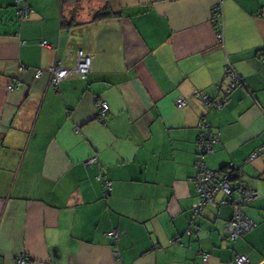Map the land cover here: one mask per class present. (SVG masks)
Wrapping results in <instances>:
<instances>
[{"label":"crops","instance_id":"0c3cea01","mask_svg":"<svg viewBox=\"0 0 264 264\" xmlns=\"http://www.w3.org/2000/svg\"><path fill=\"white\" fill-rule=\"evenodd\" d=\"M79 50L91 71L55 86ZM203 120L207 166L258 191L237 239L221 194L193 213ZM262 147L264 0H0V264H264Z\"/></svg>","mask_w":264,"mask_h":264},{"label":"built area","instance_id":"2783aa9c","mask_svg":"<svg viewBox=\"0 0 264 264\" xmlns=\"http://www.w3.org/2000/svg\"><path fill=\"white\" fill-rule=\"evenodd\" d=\"M20 0H17L19 3ZM31 8L28 5H23L19 14L22 17H25L28 13H30ZM222 8L221 2L216 4L213 8V21L218 22L219 17L221 15ZM44 45H47V42H43ZM92 69V57L87 54L84 50H79L78 59L76 65L74 67H65L62 65H55L49 68V72L51 74L52 83L55 86H59V83L62 80H65L69 76L78 75L82 78H86L88 73ZM44 73L43 69H38L36 71V76L40 77ZM226 76L230 78L228 84L220 83L218 87L224 91L225 96L231 93V91L238 85L242 83V79L238 73L231 67L226 66ZM20 86V82H12L9 84L10 89H16ZM197 96H201L206 103L211 106L216 103L217 106H222V101H215L213 98L209 97V95H203L197 93ZM187 100L184 98H178L177 105L179 107L186 106ZM100 115H105L108 113L110 106L107 102L102 101L99 103ZM202 126L204 130L201 132L198 144H199V152L197 158V171L194 175V182L196 187L200 193V199L197 203H195L193 208L194 215L200 214L204 208L214 201L218 195H222L220 199V204H228L234 203L235 210L232 218L226 223L227 229L229 231V236L232 239H237L242 236L245 232L253 228L255 222L251 220L244 212L243 207L258 197V191L253 188L245 185L243 182H240L238 179L237 173L236 178L233 177L232 170L227 169L225 171L213 170L207 167L206 164V155L212 153L214 151L213 143L217 141V137L210 130L209 124L206 120L202 121ZM264 147L255 151L251 159L257 157L260 153H262ZM232 167V166H231ZM236 169L235 167H233ZM106 186L105 194L108 195L112 191V182L107 179L104 181ZM111 235L115 238L118 237L117 230L112 231ZM205 258H207V254H205ZM237 260L240 264H247L248 257L246 255H237ZM18 262L20 264H31V259L27 255H22L19 257Z\"/></svg>","mask_w":264,"mask_h":264},{"label":"trees","instance_id":"16d2710c","mask_svg":"<svg viewBox=\"0 0 264 264\" xmlns=\"http://www.w3.org/2000/svg\"><path fill=\"white\" fill-rule=\"evenodd\" d=\"M104 12H102V13H100V16L103 14ZM99 16V15H98ZM199 152V151H198ZM198 158V157H197ZM197 162V161H196ZM196 167H197V165H196ZM208 167V166H207ZM209 168V167H208ZM231 168V170H232V174H233V177L234 178H236V177H238L237 176V173H235V170L236 169H234L233 167H231L230 165H227V166H224L222 169H220V170H218V171H225V170H227V169H230ZM211 169V168H210ZM197 171V170H196Z\"/></svg>","mask_w":264,"mask_h":264}]
</instances>
